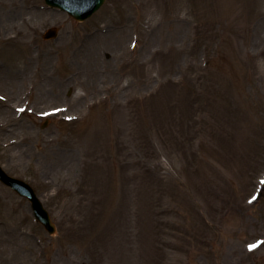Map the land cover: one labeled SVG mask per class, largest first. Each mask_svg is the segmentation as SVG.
<instances>
[{"label":"rangeland","instance_id":"374dc122","mask_svg":"<svg viewBox=\"0 0 264 264\" xmlns=\"http://www.w3.org/2000/svg\"><path fill=\"white\" fill-rule=\"evenodd\" d=\"M0 165V264H264V0H0Z\"/></svg>","mask_w":264,"mask_h":264},{"label":"water","instance_id":"95a60500","mask_svg":"<svg viewBox=\"0 0 264 264\" xmlns=\"http://www.w3.org/2000/svg\"><path fill=\"white\" fill-rule=\"evenodd\" d=\"M45 2L50 7L65 11L76 20L82 21L95 12L104 0H45ZM42 36L44 39L55 38L57 36V29L50 27ZM0 180L11 186L19 194L26 196L31 201L35 217L41 221L49 233L55 231V226L50 220L48 213L43 209L33 190L26 182L9 176L1 167Z\"/></svg>","mask_w":264,"mask_h":264},{"label":"bare ground","instance_id":"6f19581e","mask_svg":"<svg viewBox=\"0 0 264 264\" xmlns=\"http://www.w3.org/2000/svg\"><path fill=\"white\" fill-rule=\"evenodd\" d=\"M7 20L12 22L13 24L23 22L22 17H21V13L18 11V9H16V11L10 12V15L8 16Z\"/></svg>","mask_w":264,"mask_h":264},{"label":"snow or ice","instance_id":"6c2138e0","mask_svg":"<svg viewBox=\"0 0 264 264\" xmlns=\"http://www.w3.org/2000/svg\"><path fill=\"white\" fill-rule=\"evenodd\" d=\"M254 247H255V245H251V246H249L250 250H251L252 248H254Z\"/></svg>","mask_w":264,"mask_h":264}]
</instances>
